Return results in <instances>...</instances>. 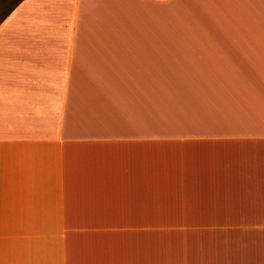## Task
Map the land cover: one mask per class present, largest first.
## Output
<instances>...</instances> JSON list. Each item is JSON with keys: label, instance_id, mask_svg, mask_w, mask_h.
I'll return each instance as SVG.
<instances>
[{"label": "crops", "instance_id": "1", "mask_svg": "<svg viewBox=\"0 0 264 264\" xmlns=\"http://www.w3.org/2000/svg\"><path fill=\"white\" fill-rule=\"evenodd\" d=\"M0 264H264V0H0Z\"/></svg>", "mask_w": 264, "mask_h": 264}]
</instances>
